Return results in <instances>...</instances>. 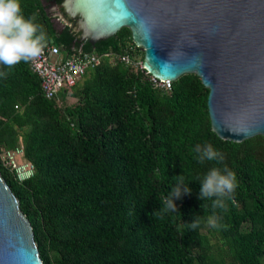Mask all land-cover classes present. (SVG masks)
Masks as SVG:
<instances>
[{
	"label": "trees",
	"instance_id": "16d2710c",
	"mask_svg": "<svg viewBox=\"0 0 264 264\" xmlns=\"http://www.w3.org/2000/svg\"><path fill=\"white\" fill-rule=\"evenodd\" d=\"M20 2L47 44L76 53L60 41L40 0ZM133 48L132 32L123 28L84 53ZM30 62L0 65L7 73L0 77V172L43 264H264V137L221 139L212 130L210 91L197 76H183L163 93L143 73L105 60L72 89L75 103L67 106L64 94L45 99ZM209 143L222 162H198L194 149ZM19 149L34 165L26 181L2 160ZM212 167L236 175L223 209L198 198ZM181 175L192 192L174 201L176 212L151 215ZM213 215L217 228L207 223ZM195 216L200 225L192 230Z\"/></svg>",
	"mask_w": 264,
	"mask_h": 264
},
{
	"label": "water",
	"instance_id": "95a60500",
	"mask_svg": "<svg viewBox=\"0 0 264 264\" xmlns=\"http://www.w3.org/2000/svg\"><path fill=\"white\" fill-rule=\"evenodd\" d=\"M72 52L123 28L157 80L197 76L212 130L236 143L264 137V0H40ZM53 44V43H52ZM21 204L0 172V264H43Z\"/></svg>",
	"mask_w": 264,
	"mask_h": 264
},
{
	"label": "clouds",
	"instance_id": "9594fccd",
	"mask_svg": "<svg viewBox=\"0 0 264 264\" xmlns=\"http://www.w3.org/2000/svg\"><path fill=\"white\" fill-rule=\"evenodd\" d=\"M36 16L25 17L20 0H0V65L11 69L20 62H30L39 57L47 45L43 27L36 23ZM0 77L7 78V73L0 71ZM194 151L198 154L197 160L222 162L224 157L212 144L197 145ZM179 183L171 187L168 195L160 203L162 207L151 215L174 213L177 211L174 201L184 194H190L192 189L185 186L183 176H178ZM237 187L236 175L233 171L212 167L204 174L200 181L199 199L203 202L211 200L213 210L226 207L225 199ZM202 207H206L203 203ZM208 225L219 227L218 218L213 215L208 218ZM200 225V219L195 216L194 222L188 227L195 230Z\"/></svg>",
	"mask_w": 264,
	"mask_h": 264
},
{
	"label": "built area",
	"instance_id": "2783aa9c",
	"mask_svg": "<svg viewBox=\"0 0 264 264\" xmlns=\"http://www.w3.org/2000/svg\"><path fill=\"white\" fill-rule=\"evenodd\" d=\"M131 51L134 55L130 53ZM139 52L145 53L141 47L137 46V48L130 51L126 50L120 55L76 52L63 58L60 47L47 44L42 54L30 62V68L32 73L40 80L43 96L48 101L57 99L60 94L69 97L72 89L83 80L89 70L99 66L105 60L113 64L121 62L133 72L143 73L155 89L168 93L173 82H162L149 74L144 68V58L141 57ZM55 59H57L56 62H54ZM23 155L24 152L20 149L5 151L2 154L3 162L6 166L15 170L20 181L29 180L34 173V165L27 161L21 162L18 160Z\"/></svg>",
	"mask_w": 264,
	"mask_h": 264
},
{
	"label": "rangeland",
	"instance_id": "374dc122",
	"mask_svg": "<svg viewBox=\"0 0 264 264\" xmlns=\"http://www.w3.org/2000/svg\"><path fill=\"white\" fill-rule=\"evenodd\" d=\"M62 57L63 58L65 57V53L62 54ZM56 61H57V59L54 60V62H56ZM64 103L67 106H71V105H73L75 103V101L73 99H71V98L68 97L67 100ZM18 160L21 161V162H24L25 161V159L23 158V156L20 157Z\"/></svg>",
	"mask_w": 264,
	"mask_h": 264
},
{
	"label": "crops",
	"instance_id": "0c3cea01",
	"mask_svg": "<svg viewBox=\"0 0 264 264\" xmlns=\"http://www.w3.org/2000/svg\"><path fill=\"white\" fill-rule=\"evenodd\" d=\"M65 57H66V55H65ZM64 98H65V101H66L67 98H68V96L65 95ZM69 98H70V96H69ZM71 99H72V98H71ZM65 101H64V102H65Z\"/></svg>",
	"mask_w": 264,
	"mask_h": 264
}]
</instances>
